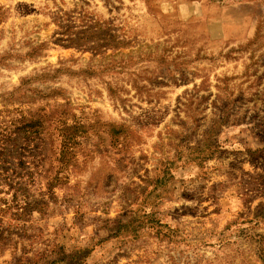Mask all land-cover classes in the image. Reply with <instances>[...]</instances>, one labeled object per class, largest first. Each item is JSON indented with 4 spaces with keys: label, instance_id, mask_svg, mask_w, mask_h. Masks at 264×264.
Here are the masks:
<instances>
[{
    "label": "rangeland",
    "instance_id": "obj_1",
    "mask_svg": "<svg viewBox=\"0 0 264 264\" xmlns=\"http://www.w3.org/2000/svg\"><path fill=\"white\" fill-rule=\"evenodd\" d=\"M0 121V264H264V0H0Z\"/></svg>",
    "mask_w": 264,
    "mask_h": 264
},
{
    "label": "trees",
    "instance_id": "obj_2",
    "mask_svg": "<svg viewBox=\"0 0 264 264\" xmlns=\"http://www.w3.org/2000/svg\"><path fill=\"white\" fill-rule=\"evenodd\" d=\"M2 124H0V127ZM29 125H36V124L31 123ZM14 126H15L14 128L9 127L5 129L10 132L6 133V131L3 130L2 133H0V171L3 170V173L0 174V181H3L4 179V181L8 182V185L12 187L13 185H11L9 179L5 177L6 176L5 173H7L8 170L5 168L7 167V165L14 166L15 168L25 167V161L23 160V158H25L24 152L26 151V149H29V146H31L33 142H35L37 139L40 138L39 134H41L38 131H32L31 133L29 132L23 133L24 130L22 128L26 129V127H28V124L21 128L18 127V125H14ZM33 127L34 126H31V128ZM75 138L76 137L74 136V134L71 133L65 136V139L69 142L74 140ZM24 143H26L27 145L26 148H22V145ZM16 161L17 163H15ZM19 201L20 199L18 198V196H16L15 199L16 204L14 206H6L4 199L0 198V215L3 218H5V216H7L9 212L15 210L16 212L14 216L15 219L21 221L23 218H25V213L24 211L21 212L23 210V207L21 205L22 203ZM28 207L32 208V203H28Z\"/></svg>",
    "mask_w": 264,
    "mask_h": 264
}]
</instances>
